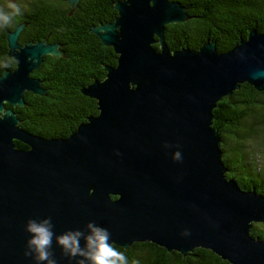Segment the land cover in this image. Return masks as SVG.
<instances>
[{"label":"water","instance_id":"95a60500","mask_svg":"<svg viewBox=\"0 0 264 264\" xmlns=\"http://www.w3.org/2000/svg\"><path fill=\"white\" fill-rule=\"evenodd\" d=\"M68 1L74 10L80 0ZM114 5L116 18L92 31L114 47L118 62L82 87L99 112L63 136L24 128L7 106L25 105L29 91L47 93L32 72L45 55H64L62 44L48 37L20 43L26 21L7 31L17 64L0 74V264H35L24 255L25 225L46 217L57 235L87 233L94 221L114 247L151 241L183 254L204 247L232 264H264V238L251 233L264 221V194L227 176L213 126L217 102L241 83L264 90V30L252 28L225 51L215 40L172 49L166 25L190 18L181 0ZM52 248L59 264H77L55 238Z\"/></svg>","mask_w":264,"mask_h":264},{"label":"trees","instance_id":"16d2710c","mask_svg":"<svg viewBox=\"0 0 264 264\" xmlns=\"http://www.w3.org/2000/svg\"><path fill=\"white\" fill-rule=\"evenodd\" d=\"M115 1L80 0L71 10L68 0H29L19 3L23 14L9 27L0 29V74L15 65L8 56L6 35L8 29H14L21 22L31 21L32 39L48 37L52 42H60L65 51L59 57L45 55L36 71L49 88L45 95L29 91L25 94V105L7 104L18 112L24 128L45 136H63L70 134L89 115L99 112L97 99L86 95L82 87L94 79L104 78L105 65L118 62L114 47L105 45L92 31L95 25L116 18ZM181 2L190 18L166 25L165 36L172 49L184 46L198 49L205 41L215 40L218 50L225 51L240 38H247L252 28L264 30V0ZM154 45L159 47V43ZM213 114V126L221 132L223 160L229 168L227 176L234 177L244 189L264 194V149L254 151L250 143L261 136L264 138V90L243 82L231 96L217 102ZM16 144L27 146L20 140ZM251 233L264 238V221L254 222ZM115 247L127 254L130 264L133 260L139 264H232L204 247H196L186 254L151 241Z\"/></svg>","mask_w":264,"mask_h":264},{"label":"clouds","instance_id":"9594fccd","mask_svg":"<svg viewBox=\"0 0 264 264\" xmlns=\"http://www.w3.org/2000/svg\"><path fill=\"white\" fill-rule=\"evenodd\" d=\"M22 14L23 9L16 0H7L0 6V29L9 27ZM180 155V152H176L174 159H180ZM86 227L90 230L87 233L81 229H70L57 235L51 217L40 221L31 218L25 225L29 238L24 255L31 257L35 264H59L52 248L55 238L64 256L69 260L75 259L77 264H130L127 254L110 243L111 233L108 229L94 221H90ZM81 238L84 239L83 246ZM131 264H139V261L133 260Z\"/></svg>","mask_w":264,"mask_h":264},{"label":"flooded vegetation","instance_id":"af4514ba","mask_svg":"<svg viewBox=\"0 0 264 264\" xmlns=\"http://www.w3.org/2000/svg\"><path fill=\"white\" fill-rule=\"evenodd\" d=\"M79 4V3H78ZM27 23H26V25H25V27L22 29V31L20 32V36H19V41H20V43H22V44H25L27 41H29V40H32V38H31V21H26ZM28 27V28H27ZM25 28H27V30L25 29ZM9 30V29H8ZM7 30V31H8ZM12 30V29H11ZM25 37V38H24ZM6 39H7V35H6ZM33 40H37V39H33ZM7 48H8V40H7ZM7 52H8V50H7ZM8 56L9 57H11L12 59H13V61L15 62V65L14 66H12L11 68H15L16 67V60L14 59V57H12V56H10L9 54H8ZM39 68V67H38ZM37 68V69H38ZM37 69H35L33 72H32V75L33 76H36V77H38L37 75H36V71H37ZM40 78V77H39ZM41 79V78H40ZM43 80V79H42ZM43 82H44V80H43ZM44 85V84H43ZM45 86V85H44ZM46 87V86H45Z\"/></svg>","mask_w":264,"mask_h":264},{"label":"rangeland","instance_id":"374dc122","mask_svg":"<svg viewBox=\"0 0 264 264\" xmlns=\"http://www.w3.org/2000/svg\"><path fill=\"white\" fill-rule=\"evenodd\" d=\"M29 0H16L17 3H26ZM7 2V0H0V5H4ZM254 141V140H253ZM250 141L251 145H254L251 147L252 150L256 151L257 149H264V138L261 136L259 140L257 141ZM256 142V143H255Z\"/></svg>","mask_w":264,"mask_h":264}]
</instances>
